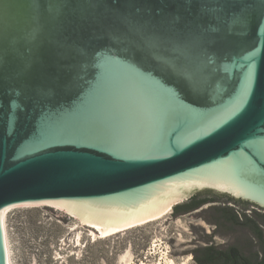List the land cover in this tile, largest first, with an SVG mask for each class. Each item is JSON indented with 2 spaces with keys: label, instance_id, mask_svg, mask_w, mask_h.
Masks as SVG:
<instances>
[{
  "label": "water",
  "instance_id": "95a60500",
  "mask_svg": "<svg viewBox=\"0 0 264 264\" xmlns=\"http://www.w3.org/2000/svg\"><path fill=\"white\" fill-rule=\"evenodd\" d=\"M205 189L264 208V0H0V264L7 207L101 235Z\"/></svg>",
  "mask_w": 264,
  "mask_h": 264
},
{
  "label": "rangeland",
  "instance_id": "374dc122",
  "mask_svg": "<svg viewBox=\"0 0 264 264\" xmlns=\"http://www.w3.org/2000/svg\"><path fill=\"white\" fill-rule=\"evenodd\" d=\"M61 215H67L68 220L62 221ZM172 215L173 211L114 233L109 246L102 244L93 250L97 253L100 247H109L116 264H195L190 253L182 257V249H191L199 228L210 226L194 215ZM5 222L12 264H85L86 243L92 245L95 239L106 237L69 212L48 204L11 206ZM94 264L106 263L101 260Z\"/></svg>",
  "mask_w": 264,
  "mask_h": 264
},
{
  "label": "flooded vegetation",
  "instance_id": "af4514ba",
  "mask_svg": "<svg viewBox=\"0 0 264 264\" xmlns=\"http://www.w3.org/2000/svg\"><path fill=\"white\" fill-rule=\"evenodd\" d=\"M202 198L206 201L198 208L172 215H194L210 226L199 228L198 239L191 249H182V257L190 253L195 264H264V208L250 205L237 220L227 198L217 194Z\"/></svg>",
  "mask_w": 264,
  "mask_h": 264
},
{
  "label": "trees",
  "instance_id": "16d2710c",
  "mask_svg": "<svg viewBox=\"0 0 264 264\" xmlns=\"http://www.w3.org/2000/svg\"><path fill=\"white\" fill-rule=\"evenodd\" d=\"M210 194H217L219 196H223L226 199V202L233 204V205H229V207H231L234 211V215L236 217L237 220H239V214L244 212L245 209H247L250 205H254V203L249 202V201H244L241 199H236L228 194H224V193H220L211 189H205L203 191L197 192L195 194H193L191 197H189L187 200L177 204L174 206L173 209V214H176L178 211L180 212H189L191 210H194L195 208H198L203 202L206 201V198H202L205 195H210ZM238 207V208H237ZM46 209H48L50 212L54 213V208L47 206ZM61 220L66 222L67 219V215H61ZM88 228H91L87 225H85ZM111 235L106 236L105 238H98L95 239V241L92 243V245H88L89 243H86L85 247H86V254L84 256V263L88 264H94L97 262H100L101 260H104L106 264H116V262L113 260L114 259V253L111 255H109L110 250L108 245V241L111 239ZM106 245L103 247H100L97 250V253L94 252V248L96 246L99 245Z\"/></svg>",
  "mask_w": 264,
  "mask_h": 264
},
{
  "label": "bare ground",
  "instance_id": "6f19581e",
  "mask_svg": "<svg viewBox=\"0 0 264 264\" xmlns=\"http://www.w3.org/2000/svg\"><path fill=\"white\" fill-rule=\"evenodd\" d=\"M9 208H11V206H10V207H7V208L4 210V229H5V235H6V244H7V248H8V261H9V264H12V262H11V258H10V247H9V243H8L7 230H6V222H5V220H6V211H7ZM169 208H170V207H169ZM169 208H167L163 213H161L160 215H158V216H156V217H154V218H151V219H149V220H146V221H143V222L137 223V224H135V225H132V226L126 227V228H124V229H130V228H133V227H136V226H139V225H142V224L148 223V222H150V221L157 220V219L163 217L164 215H166L167 213H169V210H168ZM94 227H96V226H94ZM96 228H98V227H96ZM98 229L100 230L101 236H103V237H104V236L111 235V234H114V233H117V232H119V231H121V230H124V229H121V230H118V231H115V232H112V233H109V234H105L100 228H98ZM171 262H172V261H171ZM143 264H145V263H143ZM156 264H159V263H156ZM160 264H161V263H160ZM184 264H185V263H184Z\"/></svg>",
  "mask_w": 264,
  "mask_h": 264
}]
</instances>
